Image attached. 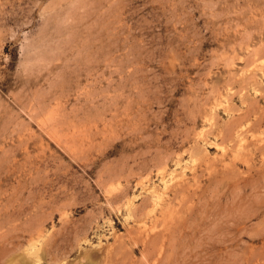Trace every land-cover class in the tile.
Returning a JSON list of instances; mask_svg holds the SVG:
<instances>
[{"label": "rangeland", "instance_id": "374dc122", "mask_svg": "<svg viewBox=\"0 0 264 264\" xmlns=\"http://www.w3.org/2000/svg\"><path fill=\"white\" fill-rule=\"evenodd\" d=\"M263 108L264 0H0V264H264Z\"/></svg>", "mask_w": 264, "mask_h": 264}, {"label": "bare ground", "instance_id": "6f19581e", "mask_svg": "<svg viewBox=\"0 0 264 264\" xmlns=\"http://www.w3.org/2000/svg\"><path fill=\"white\" fill-rule=\"evenodd\" d=\"M258 49H259V48H258ZM255 64H256V63H255ZM250 80H251V79H250ZM259 84H260V83H259ZM259 84H257V86H258ZM261 85H262V83H261ZM243 88H247V87H243ZM247 89H248V88H247ZM243 90H244V89H243ZM242 98H243V96H242ZM243 100H244V98H243ZM244 103H245V102H244ZM254 105H255V104H254ZM248 106H249V104H248ZM246 107H247V106H246ZM253 107H254V106H253ZM235 108H236V107H235ZM260 108H261V107H260ZM244 109H245V108H244ZM244 109H243V110H244ZM247 109H248V108H247ZM252 109H253V108H252ZM256 109H257V108H256ZM263 109H264V108H263ZM254 110H255V109H254ZM259 111H260V110H259ZM263 111H264V110H263ZM250 112H251V111H250ZM250 112H249V113H250ZM253 112H254V111H253ZM261 113H262V112H261ZM245 114H246V112H245ZM254 114H255V113H254ZM263 114H264V113H263ZM241 115H242V114H241ZM243 116H244V114H243ZM247 116H248V115H247ZM255 116H256V115H255ZM259 116H261V115H259ZM262 117H263V116H261V118H262ZM244 118H245V117H244ZM244 118H243V119H244ZM248 118H249V117H248ZM259 118H260V117H259ZM259 118H258V119H259ZM238 119H239V118H238ZM240 119H241V117H240ZM240 119H239V120H240ZM255 119H256V118H255ZM262 119H263V118H262ZM248 120H250V119H248ZM248 120H247V121H248ZM263 120H264V119H263ZM241 121H242V119H241ZM250 121H251V120H250ZM253 121H254V120H253ZM253 121H252V122H253ZM214 122H215V121H214ZM237 122H238V121H237ZM237 122H236V123H237ZM263 122H264V121H263ZM248 123H249V122H248ZM248 123H247L246 125H248ZM255 123H256V125H258V123H260V120L256 121ZM239 125H240V124H239ZM242 125H243V124H242ZM251 125H253V124H251ZM232 126H233V125H232ZM232 126H231V127H232ZM231 127H230V129H231ZM234 127H236V126L234 125ZM242 127H243V126H242ZM260 127H261V126H260ZM263 127H264V126H263ZM263 127H261V128H263ZM238 128L241 129V126H238ZM238 128H237V129H238ZM249 128H251V127H249ZM257 128H258V127H257ZM227 129H229V128H227ZM232 129H233V128H232ZM263 130H264V128H263ZM228 131H230V130H228ZM234 131H235V130H234ZM236 131H237V130H236ZM238 131H239V130H238ZM238 131H237V133H238ZM246 131H249V129H246ZM251 131H253V130H251ZM256 131H257V130H256ZM230 132H231V131H230ZM240 132H241V130H240ZM242 132H243V131H242ZM242 132H241V133H242ZM228 133H229V132H228ZM232 133H234V132H232ZM232 133H231V135H232ZM241 133H240V134H241ZM248 133H249V132H248ZM263 133H264V132H263ZM242 134H244V133H242ZM244 135H246V133H245ZM261 136H262V135H261ZM227 137H229V136H227ZM230 138L232 139V136H231ZM233 138L235 139V137H233ZM219 144H220V143H219ZM262 145H264V143H263ZM262 145H261V147H262ZM219 147H220V146H219ZM261 149H263V148H261ZM197 158H198V157H197ZM178 175H179V174H178ZM175 176H176V175H175ZM175 179H176V178H175ZM176 182H177V181H176ZM155 190H156V189H155ZM111 193H112V192H111ZM153 201H154V200H153ZM136 211H137V210H136ZM133 212H134V211H133ZM136 213H137V212H136ZM51 214H52V213H51ZM175 214H176V212H175ZM61 216H62V215H61ZM65 218H66V217H65ZM67 218H68V217H67ZM145 219H146V218H145ZM67 221H68V220H67ZM67 221H65V223H68ZM41 223H43V222H41ZM41 223H40V224H41ZM68 225H69V223H68ZM16 226H17V225H16ZM40 226H41V225H40ZM63 226H64V225H63ZM178 226H179V225H178ZM33 227H34V226H33ZM179 227H180V226H179ZM17 228H18V227H17ZM42 228H43V226H42ZM62 228H64V227H62ZM66 228H67V227H66ZM14 229H15V227H14ZM18 229H19V228H18ZM18 229H17V230H18ZM34 229H35V228H34ZM34 229H33V230H34ZM37 229H38V228H36V230H35L36 232H37ZM9 230H10V229H9ZM23 230H24V229H23ZM33 230L31 229V232H32V233H33ZM38 230H39V229H38ZM43 230H44V229H43ZM142 231H143V230H142ZM11 232H12V231H11ZM29 232H30V231H29ZM40 232H41V231H40ZM44 232H45V231H44ZM59 232H60V231H59ZM140 232H141V231H140ZM38 233H39V232H38ZM38 233H37V234H38ZM6 234H7V233H6ZM28 234H29V233H28ZM42 234H43V232H42ZM141 234H142V233H141ZM10 235H11V234H10ZM16 235H19V233L16 234ZM12 236H13V235H12ZM31 236H32V235H31ZM137 236H139V235H137ZM15 237H16V236H15ZM15 237H14V239H15ZM48 237H49V236H48ZM2 238H3V237H2ZM17 238L19 239L18 236H17ZM40 238H41V237H40ZM49 238H50V237H49ZM75 238H76V237H75ZM0 239H1V238H0ZM10 239H12V238H10ZM10 239H9V240H10ZM20 239H21V237H20ZM22 239H23V238H22ZM30 239H31V238H30ZM34 239H36V238H34ZM54 239H55V238H54ZM54 239H53V240H54ZM5 240H6V239H5ZM7 240H8V239H7ZM7 240H6V241H7ZM16 240H17V239H16ZM25 240H26V239H25ZM1 241H2V239H1ZM3 241H4V239H3ZM10 241H11V240H10ZM22 241H23V240H22ZM28 241H29V240H28ZM49 241H50V240H49ZM120 241H121V240H120ZM122 241H123V240H122ZM122 241H121V242H122ZM8 242H9V241H8ZM13 242H14V241H13ZM19 242H20V241H19ZM23 242H24V241H23ZM33 242H36V241L33 240ZM1 243H2V242H1ZM3 243H4V242H3ZM14 243H15V242H14ZM5 244H6V243H5ZM8 244H10V243H8ZM16 244H17V243H16ZM18 244H19V243H18ZM21 244H22V243H21ZM33 244H34V243H33ZM49 244H50V243H49ZM119 244H120V243H119ZM11 245H12V243H11ZM22 245H23V244H22ZM22 245H21V246H22ZM51 245H52V244H51ZM56 245H58V244H56ZM123 245H124V244H123ZM8 246H9V245H8ZM8 246H7V247H8ZM33 246H34V245H33ZM40 246H41V245H40ZM121 246H122V245H121ZM2 247H3V246H2ZM5 247H6V246H5ZM11 247H12V246H11ZM51 247H52V246H51ZM118 247H119V246H118ZM8 248H10V246H9ZM13 248H14V246H13ZM17 248H19V245H18ZM53 248H54V246H53ZM58 248H59V246H58ZM3 249H4V247H3ZM5 249H6V248H5ZM5 249H4V250H5ZM35 249H36V248H35ZM47 249H48V248H47ZM55 249L57 250L56 247H55ZM119 249H120V247H119ZM50 250H51V249H50ZM50 250H49V251H50ZM11 251H12V250H11ZM16 251H17V249H16ZM16 251H15V252H16ZM54 251H55V250H54ZM1 252H2V251H1ZM5 252H6V251H5ZM5 252H4V253H5ZM45 252H46V250H45ZM50 252H51V251H50ZM4 253H3V254H4ZM9 253H10V249H9ZM17 253H18V252H17ZM17 253H14V254L12 253V256H14V255L17 254ZM31 253H32V252H31ZM31 253H29V254H31ZM48 253H49V252H48ZM109 253H110V252H109ZM7 254H8V253L6 252L4 255L7 256ZM10 254H11V253H10ZM10 254H9V255H10ZM22 254H24V252H23ZM42 254H43V252H42ZM46 254H47V253H46ZM92 254H93V253H92ZM117 254H118V251H117ZM34 255H35V254H34ZM52 255H53V254H52ZM55 255H56V254H55ZM12 256H11V257H12ZM18 256H19V255H18ZM36 256L38 257V255H36ZM9 257H10V256H9ZM25 257H26V256H25ZM42 257H43V256H42ZM44 257H45V255H44ZM44 257H43V258H44ZM54 257H55V256H54ZM31 258H33V257H31ZM31 258H30V259H31ZM55 258H56V257H55ZM4 259H5V258H4ZM22 259H23V258H22ZM38 259H39V258H38ZM52 260H53V259H52ZM54 260H55V259H54ZM60 260H61V259H60ZM5 261H6V259H5ZM8 261H10V260H8ZM13 261H14V260H13ZM24 261H25V259H24ZM36 261H37V259H36ZM58 261H59V260H58ZM93 261H94V259H93ZM109 262H110V260H109ZM6 263H7V262H6ZM37 263H38V262H37ZM37 263H36V264H37ZM9 264H10V263H9ZM24 264H28V263L25 262ZM31 264H32V263H31Z\"/></svg>", "mask_w": 264, "mask_h": 264}]
</instances>
